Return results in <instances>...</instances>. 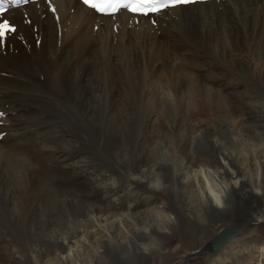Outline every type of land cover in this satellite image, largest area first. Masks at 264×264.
<instances>
[{
	"label": "bare ground",
	"instance_id": "6f19581e",
	"mask_svg": "<svg viewBox=\"0 0 264 264\" xmlns=\"http://www.w3.org/2000/svg\"><path fill=\"white\" fill-rule=\"evenodd\" d=\"M2 18L0 264H264V0Z\"/></svg>",
	"mask_w": 264,
	"mask_h": 264
},
{
	"label": "snow or ice",
	"instance_id": "6c2138e0",
	"mask_svg": "<svg viewBox=\"0 0 264 264\" xmlns=\"http://www.w3.org/2000/svg\"><path fill=\"white\" fill-rule=\"evenodd\" d=\"M181 2L188 3L190 0H83L85 5H89L100 13L112 15L123 9L142 16L161 13L162 10ZM8 31H15V26L10 21L4 20L0 23V37H4ZM216 202L220 203L219 197Z\"/></svg>",
	"mask_w": 264,
	"mask_h": 264
},
{
	"label": "rangeland",
	"instance_id": "374dc122",
	"mask_svg": "<svg viewBox=\"0 0 264 264\" xmlns=\"http://www.w3.org/2000/svg\"><path fill=\"white\" fill-rule=\"evenodd\" d=\"M26 22H27V24H31V20L30 19H28V20H26ZM16 29V28H15ZM9 48H12V49H14L13 47H12V45L10 46L9 45ZM256 104H254L253 102H252V104L253 105H255V106H260L263 102H262V100H257L256 102H255ZM141 106H144V105H141ZM244 106H252L251 104H249V105H244ZM243 112H247V109L245 108V111H244V109H243ZM57 205V206H56ZM61 206V207H60ZM54 207V208H53ZM60 207V208H59ZM65 215H64V211H63V208H62V204H61V200H57L56 201V203L52 206V208H51V210H50V214L51 213H53V212H57L58 214H59V216H62L61 218L65 221V222H67V219L66 218H69V219H72L74 216H72V213L68 210V208H67V206L65 205ZM58 208V209H57ZM63 213V214H62ZM45 216L46 217H48L49 216V211H47L46 213H45ZM65 216V217H64ZM67 216V217H66ZM69 216V217H68ZM222 230H224V229H222ZM221 230V231H222ZM220 231V232H221ZM260 231L261 232H264V225L262 226H260Z\"/></svg>",
	"mask_w": 264,
	"mask_h": 264
},
{
	"label": "water",
	"instance_id": "95a60500",
	"mask_svg": "<svg viewBox=\"0 0 264 264\" xmlns=\"http://www.w3.org/2000/svg\"><path fill=\"white\" fill-rule=\"evenodd\" d=\"M234 233H235L234 228H226V229L222 230L218 234V238L216 239V243L219 245L220 243H222L226 239L231 238L234 235Z\"/></svg>",
	"mask_w": 264,
	"mask_h": 264
}]
</instances>
